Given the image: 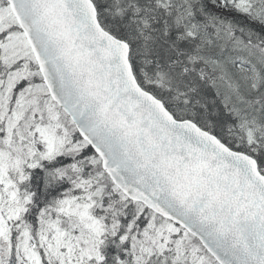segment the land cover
Instances as JSON below:
<instances>
[{"label": "snow or ice", "instance_id": "obj_1", "mask_svg": "<svg viewBox=\"0 0 264 264\" xmlns=\"http://www.w3.org/2000/svg\"><path fill=\"white\" fill-rule=\"evenodd\" d=\"M0 264H264V0H0Z\"/></svg>", "mask_w": 264, "mask_h": 264}]
</instances>
